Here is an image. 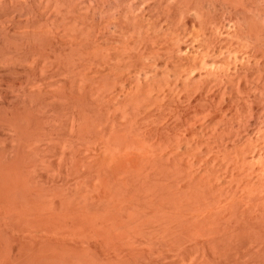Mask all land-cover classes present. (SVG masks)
Masks as SVG:
<instances>
[{"label": "bare ground", "instance_id": "obj_1", "mask_svg": "<svg viewBox=\"0 0 264 264\" xmlns=\"http://www.w3.org/2000/svg\"><path fill=\"white\" fill-rule=\"evenodd\" d=\"M0 264H264V0H0Z\"/></svg>", "mask_w": 264, "mask_h": 264}]
</instances>
